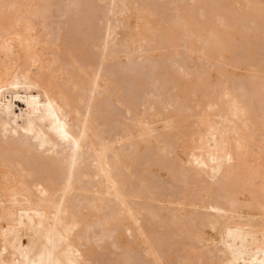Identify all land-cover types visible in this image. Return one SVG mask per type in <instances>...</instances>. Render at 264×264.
Returning <instances> with one entry per match:
<instances>
[{
  "label": "bare ground",
  "instance_id": "6f19581e",
  "mask_svg": "<svg viewBox=\"0 0 264 264\" xmlns=\"http://www.w3.org/2000/svg\"><path fill=\"white\" fill-rule=\"evenodd\" d=\"M263 75L264 0H0V264H264Z\"/></svg>",
  "mask_w": 264,
  "mask_h": 264
},
{
  "label": "rangeland",
  "instance_id": "374dc122",
  "mask_svg": "<svg viewBox=\"0 0 264 264\" xmlns=\"http://www.w3.org/2000/svg\"><path fill=\"white\" fill-rule=\"evenodd\" d=\"M2 4H3V3H2ZM149 20H150V19L147 20V21H148L147 23H150ZM151 22H153L152 19H151ZM100 33L102 34V32H98V35H99V36H100ZM93 35H94V33H93ZM119 35H120L121 37H123V39L129 40V35H128L127 33H125L124 31H120V32H119ZM90 42H92V44H94V42H93L92 39H91V40L88 41L89 44L87 45V48L84 47V45H83L82 47H84L85 50L87 49V50L90 51L91 53H92V51H95V50H96V54L98 55L99 50H97L96 48L93 49L92 47H94V45H92ZM90 45H92V46H90ZM88 47H89V48H88ZM86 52H87V51H86ZM91 53H89V54H91ZM96 54L93 53V55H95V56L92 55V56H93V59H95V58L97 57ZM86 55L88 56V53H86ZM89 58H92V57H89ZM199 69H200V67H199ZM238 70H239V69H238ZM249 73H251V72H249ZM260 76H261V75H260ZM263 76H264V75H263ZM263 76H262V77H263ZM126 78H127L128 80H130V78H128V77H126ZM263 79H264V78H263ZM263 79H262V80H263ZM153 80H154V78H153L152 76H149L148 78H146L145 81L142 82V84H143V83H144V84H148V85H146V86L148 87V86H150V85L152 84V81H153ZM258 80L260 81V79H258ZM126 81H127V80H126ZM130 81H131V80H130ZM130 81H129V82H130ZM177 81L179 82L180 80H177ZM177 81H176V85H177V86H180V83H181V82L178 83V84H179V85H178V84H177ZM256 81H257V79H256ZM259 81H257V82H259ZM127 82H128V81H127ZM127 82L124 83V87H126V89H128L127 87L130 85L129 82H128V83H127ZM262 82H263V81H262ZM262 82H259V84H261ZM184 83H185V82H184ZM184 83H183V84H184ZM126 84H127V85H126ZM136 84H137V83H136ZM136 84H135V86H136ZM181 84H182V83H181ZM216 84H217V83L215 82V84H214V87H215V88L218 86V85H216ZM131 85H132V87H133L134 84H131ZM210 85H211V84H210ZM262 85H263V83H262ZM137 86H138V85H137ZM144 86H145V85H143L142 87L138 86V87L141 88V89L139 88V90L142 91L143 89H145L146 86H145V87H144ZM180 87H181V86H180ZM178 88H179V87H178ZM209 88H211V87H209ZM126 89H125V93L128 91V90L126 91ZM212 89H213V88H212ZM129 90H130V89H129ZM132 90H134V89L132 88ZM148 90H149V88H148ZM141 91H140V92L138 91L137 94H138V93H141ZM128 92H129V91H128ZM131 92H132V91H131ZM132 95H133V94H132ZM134 95H135V96H139V95H136V94H134ZM128 96H129V94H128ZM130 97H132V96H130ZM142 97H143V96H142ZM142 97H141V98H142ZM97 98H98V97H97ZM141 98H139V100H137V102H138V101L141 102V101H140ZM130 99H131V98H130ZM132 99H136V98L132 97ZM129 102H131V101H129ZM135 102H136V101H135ZM135 102H134V103H135ZM131 103H133V102H131ZM133 105H134V104H133ZM133 105H132V106H133ZM135 105H137L138 107L140 106V104H138V103L135 104ZM135 105H134L133 107L136 109ZM140 107H142V106H140ZM140 107L138 108V109H140V110H137V109H136L137 112H138V111H141V110L143 109V108H140ZM93 110H94V109H93ZM123 110L125 111V109H122V110L119 109V111H123ZM119 111H118V110L115 111V112H117L116 115L118 114V117L115 116V118L118 119V118L121 117L120 115H122L123 118L121 117V119H123V121H126L127 119L125 120V118H126V116H127V118H128V113H125V112H124L125 114H123V112H121V113H122V114H121V113H119ZM138 113H140V112H138ZM126 114H127V115H126ZM112 119H114V118H112ZM99 120H100V119H99ZM110 121H111V122H110ZM113 121H115V120H111V119H110L108 122H109L110 124L112 123V125L116 124V123H115L116 121H115V122H113ZM119 121H120V119H119ZM102 127H103V126H102ZM102 127L99 126V128H102ZM179 138H180V139H179V140H180V144H181L182 146H184V147H190V146H192V144H191L192 140H191V137H190V136H187V135L183 134V135H181ZM159 172L164 173L163 169H160ZM162 177H163V180L168 179V178H166V177L164 176V174L162 175ZM162 177H158V179H159V180L161 179L160 181H163V180H162ZM167 187H168V186H167ZM172 188H173V187H172ZM174 189H176V188H173V190H174ZM170 240H171V241H170ZM167 241H170V242L164 243L165 240H163V243L161 244V245H162V250H161L160 252H161V253H163V252L165 253V249H166V252H168V250H167V246H168V244L173 243L174 245L172 244V247L174 246L173 249L176 251V253L173 251V256H172V257H174L175 259H172V260H173V261H172V260H171L172 257H171V258H170L171 261L169 260V263H170V264H172V263H173V264H177L178 262H180L181 260H183V257H182V256H183V253H182L181 250H183V249H182V246H183L184 244H186V243H184V242H185V239L169 238V239H167ZM174 241H176V242H174ZM183 243H184V244H183ZM175 244H176V245H175ZM178 245H180V247H179ZM181 245H182V246H181ZM165 246H166V247H165ZM176 246H177V247H176ZM163 247H165V248L163 249ZM176 248H177V250H176ZM173 249H172V250H173ZM180 249H181V250H180ZM163 250H164V251H163ZM168 253H169V252H168ZM180 253H181V255H180ZM165 254H166V253H165ZM165 254H164V255H165ZM112 255H114V254H112ZM112 255L109 254V256H111L110 258L117 256V255H114V256H112ZM161 255H162V254H161ZM176 255H177V257H176ZM178 255H179V256H178ZM165 257H166V256H165ZM176 258H177V259H176ZM168 259H169V257H168ZM178 260H179V261H178ZM167 261H168V260H167ZM174 262H175V263H174ZM167 264H168V263H167Z\"/></svg>",
  "mask_w": 264,
  "mask_h": 264
}]
</instances>
